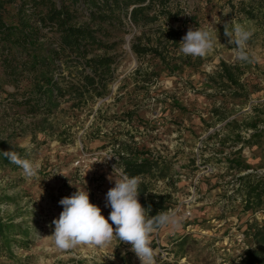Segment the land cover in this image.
<instances>
[{
	"label": "rangeland",
	"instance_id": "1",
	"mask_svg": "<svg viewBox=\"0 0 264 264\" xmlns=\"http://www.w3.org/2000/svg\"><path fill=\"white\" fill-rule=\"evenodd\" d=\"M145 5L146 18L133 23L127 10L123 22L106 27L107 48L89 53L113 57L101 97L73 107L76 99L66 95L51 114H26L17 103L26 86L1 84L0 68V90L13 94L0 91V152L15 150L41 164L38 176L27 178L0 160L1 217L27 228L26 246L0 248V264H140L128 243L60 250L49 236L63 211L59 201L77 189L88 190L90 202L108 217L106 193L114 187L108 177L115 166L119 178L116 153L124 144L139 159L152 160L137 178L152 194L167 197L166 212L176 220L151 235V246L157 239L168 253L158 264H237L254 245L252 228L264 225V211L247 206L240 177L264 174V8L256 9L255 0ZM225 23L229 30L240 23L253 31L247 42L253 62L237 59ZM189 27L218 36L210 55L181 53ZM132 45L161 57L137 55ZM222 63L237 84L224 77ZM61 76L73 78L66 70Z\"/></svg>",
	"mask_w": 264,
	"mask_h": 264
},
{
	"label": "trees",
	"instance_id": "2",
	"mask_svg": "<svg viewBox=\"0 0 264 264\" xmlns=\"http://www.w3.org/2000/svg\"><path fill=\"white\" fill-rule=\"evenodd\" d=\"M150 0H0V68L1 84H12L23 91L19 105L26 106V114H51L57 100L68 95L76 99L73 107L84 104L104 94L111 74L113 57L108 54L89 56L93 50L107 48L103 37L106 27H115L127 14L136 23ZM165 0H159L164 2ZM256 9L264 8V0ZM125 10H122L124 9ZM248 14L253 17L251 11ZM78 15L85 18L79 20ZM134 53H156L153 48L132 45ZM72 75V80L61 76L63 71ZM222 74L227 81L237 84L229 66L222 63ZM73 79H76L73 81ZM23 82V84H22ZM0 84V86H1ZM5 92L4 90H0ZM12 97V93L5 92ZM260 132H254L258 136ZM117 151L121 173L139 177L152 168V160L139 159L125 144ZM0 160L10 163L0 152ZM12 164V163H11ZM245 203L250 208L264 211V174L241 176ZM139 201L148 215L166 212V196L152 194L144 182L139 183ZM253 246L248 247L237 264H264V225L252 228ZM20 235L21 238H16ZM27 228L3 220L0 213V248L5 250L11 242L26 246Z\"/></svg>",
	"mask_w": 264,
	"mask_h": 264
},
{
	"label": "clouds",
	"instance_id": "3",
	"mask_svg": "<svg viewBox=\"0 0 264 264\" xmlns=\"http://www.w3.org/2000/svg\"><path fill=\"white\" fill-rule=\"evenodd\" d=\"M224 35L230 45H235L239 61L253 62L254 58L247 50V42L253 35L252 30L240 23H234L229 30L225 23ZM218 40V36L209 30L189 27L179 43L180 51L185 56L204 58L214 51ZM3 154L10 163L22 170L25 177L38 176L40 162L21 157L15 150L5 151ZM115 172L114 166L113 174L108 177L109 181L114 182V187L106 193L105 207L111 208L107 218L99 206L90 202L88 190L77 189L71 196L59 201L63 211L51 222L54 231L49 236L60 250H71L77 246L106 247L113 240H118L131 245V251L135 253L140 264H155L151 235L162 227L175 224L174 215L169 212L148 215L147 209L138 199V178L123 173L117 178ZM109 258L115 259L114 255Z\"/></svg>",
	"mask_w": 264,
	"mask_h": 264
},
{
	"label": "built area",
	"instance_id": "4",
	"mask_svg": "<svg viewBox=\"0 0 264 264\" xmlns=\"http://www.w3.org/2000/svg\"><path fill=\"white\" fill-rule=\"evenodd\" d=\"M128 20H129V18H128ZM117 173L118 174L121 173L120 169L117 170ZM189 214H190V211H187L186 215H189ZM154 243H155V246H152V248H153L154 254H155V264H158V259L163 257L164 255H166L168 253L160 248V243L157 239H154ZM136 258H137V256H136ZM137 261H139L138 258H137Z\"/></svg>",
	"mask_w": 264,
	"mask_h": 264
}]
</instances>
